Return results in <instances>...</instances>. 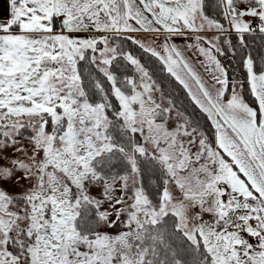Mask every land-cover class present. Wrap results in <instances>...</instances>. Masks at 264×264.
I'll list each match as a JSON object with an SVG mask.
<instances>
[{"label":"snow or ice","instance_id":"obj_1","mask_svg":"<svg viewBox=\"0 0 264 264\" xmlns=\"http://www.w3.org/2000/svg\"><path fill=\"white\" fill-rule=\"evenodd\" d=\"M0 264H264V0H6Z\"/></svg>","mask_w":264,"mask_h":264},{"label":"crops","instance_id":"obj_2","mask_svg":"<svg viewBox=\"0 0 264 264\" xmlns=\"http://www.w3.org/2000/svg\"><path fill=\"white\" fill-rule=\"evenodd\" d=\"M6 6V0H0V9Z\"/></svg>","mask_w":264,"mask_h":264}]
</instances>
